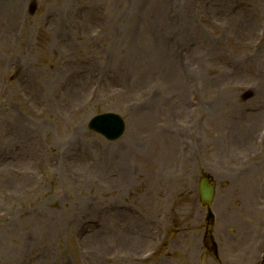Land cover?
<instances>
[{
	"label": "rangeland",
	"instance_id": "obj_1",
	"mask_svg": "<svg viewBox=\"0 0 264 264\" xmlns=\"http://www.w3.org/2000/svg\"><path fill=\"white\" fill-rule=\"evenodd\" d=\"M172 1L0 0V251L14 249L11 264H88V256L93 264L94 254L100 264H247L239 253H255L248 235L264 226V0ZM131 29L152 72L144 85L128 70ZM158 39L182 62L178 71H160ZM102 113L124 119L117 141L89 129ZM251 114L259 119L240 148L234 138ZM202 176L217 188L211 208L197 195ZM114 211L148 223L149 240L91 245L73 226L110 228L116 221L104 213ZM57 222L61 233L36 242Z\"/></svg>",
	"mask_w": 264,
	"mask_h": 264
},
{
	"label": "bare ground",
	"instance_id": "obj_2",
	"mask_svg": "<svg viewBox=\"0 0 264 264\" xmlns=\"http://www.w3.org/2000/svg\"><path fill=\"white\" fill-rule=\"evenodd\" d=\"M164 1H168V2H171L173 4L172 0H164ZM129 28H131V26ZM251 29H252L251 26L247 27L246 35L250 34ZM125 33H126L127 37L129 38L130 42L132 43L131 50L129 52L130 55H129V62H128V70H132L136 73V85L137 86L138 85H144L147 80L151 79V76L149 73H152V72L150 70H148L146 67V61L148 59L147 56L145 55L146 53L144 52V50H146V49L144 48L143 45L139 46V43L142 39V36L140 33L136 34V33L132 32V29L126 30ZM181 33H179V35H181ZM179 43H181V42H179ZM175 44L173 45L174 48H175ZM170 49H171V47L166 46V44L161 39L156 40L155 46H153V50L156 54L157 59L161 61L160 62V71L161 72L164 71L163 75H166L165 73H167L171 70L178 71L180 64H182L181 61H176L174 54L172 55L173 58L170 57V55H169ZM135 59H138V61H140V62H145V63H143L144 64L143 70H141V68H142L141 66L138 68V66L136 65ZM164 78H166V76H164ZM87 80H88V76H86V78L85 77L81 78L80 82L82 85H84L85 83L88 82ZM177 81H180V80H177ZM177 81H176V83H177ZM134 84H135V82H134ZM204 84L206 85L205 91L210 92L211 88H209V83L204 81ZM175 89H178V88H175ZM174 91H177V90H174ZM80 92H81L80 88H76V89L72 88V90H71V93H74L76 95H79ZM211 93L213 94L214 91H212ZM262 94H263V89H260L257 86L254 97L259 98ZM223 96H221L219 98L225 99V97H223ZM182 104H184V101H181L177 105V108L179 110L182 109V110L186 111V107H184ZM221 109H222L221 104L217 101L215 104L209 105L208 112L211 113L212 115L216 116L219 114V112H221ZM247 119H248L247 125H246L247 130L245 129L246 133L239 135V138H234L236 142H240L239 143L240 148H242L241 146L246 147V148L249 147L250 139L248 136V132L255 128V126L258 122L259 116L251 114ZM233 137H234V135L232 134V138ZM122 162L125 163V158L122 160ZM242 192L245 195L249 194L248 190H245ZM252 213H253L252 210H250V215H252ZM104 216H106V220L108 221V223H113L114 221H116V223L111 224L110 228L108 226H106V228L103 229V227H102L100 230H96V231H95V229L94 230L91 229V228H94L93 226L82 227L79 224L78 225L74 224L73 226L76 227V229L78 230L77 233H79V234L80 233H82V234L90 233L89 235H87V241H89V243L91 245H96V244L99 245V244L103 243L105 241L106 237H110V238L114 237V241L118 244V246H127V247H130L136 241H137V243H139V242L141 243V242H144L145 240H149L150 226L148 225V223L140 222L136 215L135 216L134 215L127 216V217L131 218L133 223L129 222L128 219L124 218V217H126V215L124 213H122L121 211H114L111 214H107L105 212ZM125 221H127V222H125ZM39 224L40 223H35V226L39 225ZM120 225H122V226H120ZM119 226H120V228L118 230H116V228ZM61 227H62V223L57 222L56 224H52L51 227L49 228L48 233L51 231H53V233L55 232V234L61 233ZM53 233H49V235H45L43 232H39L38 234L40 236V239H38L36 242L41 243L42 241H44L47 244H49V242H51V239L49 237H51V234L53 235ZM25 245H34V243L32 242V240L31 241H25ZM43 253L47 257L51 258V252H50L48 247L45 248ZM14 255L16 256V252L14 251V249H12V248H6L5 250L2 249L0 251V264H11V260L14 257ZM92 257L95 258V261H93V264H100L97 261L98 257L95 254L92 255ZM47 259L48 258L44 257V260L39 261L38 264H45L46 261L49 263V260H47ZM89 259H90V256H88V259H87L88 264H89Z\"/></svg>",
	"mask_w": 264,
	"mask_h": 264
},
{
	"label": "water",
	"instance_id": "obj_3",
	"mask_svg": "<svg viewBox=\"0 0 264 264\" xmlns=\"http://www.w3.org/2000/svg\"><path fill=\"white\" fill-rule=\"evenodd\" d=\"M112 117H116V116L115 115H108V116H101V117L94 119L91 122V128H93L99 132L106 133L107 135L110 136L111 139L118 137L121 134V131L119 132V130H115L114 129L115 127L113 125V122L117 123L118 121H113ZM97 119H104L105 122L101 125L96 124L95 121ZM119 122H120V124L122 123L121 121H119ZM110 131H113L115 133H110ZM203 192H204V198L210 197L211 193L207 189H204Z\"/></svg>",
	"mask_w": 264,
	"mask_h": 264
}]
</instances>
